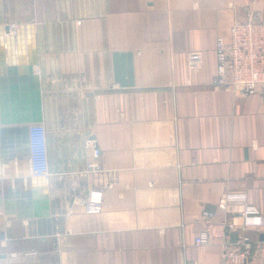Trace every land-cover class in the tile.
Here are the masks:
<instances>
[{
  "label": "crops",
  "instance_id": "1",
  "mask_svg": "<svg viewBox=\"0 0 264 264\" xmlns=\"http://www.w3.org/2000/svg\"><path fill=\"white\" fill-rule=\"evenodd\" d=\"M248 10L264 21V0H0V25L33 24L23 34L34 46L19 38L13 59L22 77L36 54L50 212L21 217L27 204L13 199L16 214L0 213V264H222V241L196 243L208 222L233 224L238 248L242 206L223 199L244 193L264 215V89L212 82L216 40ZM29 168L0 156V196L40 203L18 173ZM91 190L100 213L78 202Z\"/></svg>",
  "mask_w": 264,
  "mask_h": 264
},
{
  "label": "built area",
  "instance_id": "2",
  "mask_svg": "<svg viewBox=\"0 0 264 264\" xmlns=\"http://www.w3.org/2000/svg\"><path fill=\"white\" fill-rule=\"evenodd\" d=\"M246 21L235 22L230 29L228 40L220 36L216 40L217 69L213 85L242 95H249L264 89V21L261 13L248 10ZM30 166L35 176L47 177L49 173L47 154V132L41 123L29 127ZM98 159L100 150L94 149ZM97 163L90 165L96 168ZM88 213H100L103 210L101 191L91 190L78 201ZM224 205L239 204L242 206V230L244 234L237 240L238 248H231V223L216 224L208 222L203 232L196 239L199 245L222 241V264H248L259 255L264 262V241L253 238L250 230L264 232V215L259 209L248 203L247 195L240 192H229L224 196ZM258 234V235H259Z\"/></svg>",
  "mask_w": 264,
  "mask_h": 264
},
{
  "label": "water",
  "instance_id": "3",
  "mask_svg": "<svg viewBox=\"0 0 264 264\" xmlns=\"http://www.w3.org/2000/svg\"><path fill=\"white\" fill-rule=\"evenodd\" d=\"M33 24L26 23L20 26L0 25V156L4 165L8 164L9 159L27 158L30 161L29 146V127L32 124L41 123V92L38 77L35 74L34 67L37 64L36 54L30 58L29 64L23 69V76H18V68L13 59V49L15 44L18 49L22 47L17 40L22 37L27 38L28 45L32 47L35 44V35L33 32L23 34L28 31ZM32 30V29H31ZM16 40V43L14 42ZM21 61L18 59V63ZM30 82L31 93L22 91L23 84ZM31 98L32 101L27 105L24 99ZM22 105V107H20ZM24 177L30 186L42 189V199L40 203L34 202L32 194L14 192L8 188L0 196V213L5 212L7 216L16 214L14 211V201L18 204L25 202L28 210L27 214L21 217H44L49 215V200L46 197L47 178L45 176H35L31 172V166L28 170L18 172ZM1 174V172H0ZM5 177H11L7 171ZM14 179V186L17 184ZM26 199V200H24ZM264 239V234L262 235ZM4 239V230L0 229V240Z\"/></svg>",
  "mask_w": 264,
  "mask_h": 264
}]
</instances>
